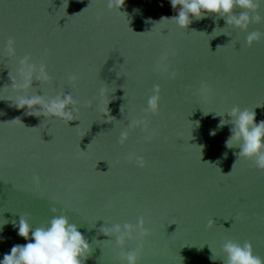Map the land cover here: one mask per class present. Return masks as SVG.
<instances>
[{"label": "water", "instance_id": "95a60500", "mask_svg": "<svg viewBox=\"0 0 264 264\" xmlns=\"http://www.w3.org/2000/svg\"><path fill=\"white\" fill-rule=\"evenodd\" d=\"M106 5L0 0V260L14 245L30 242L18 235L19 216L27 214L36 227L53 207L94 241L85 264H116L114 238L99 229L135 224L141 216L151 235L141 241L134 234L125 245L143 243L141 264H223L211 257H219L229 239L249 241L264 259V171L226 147L231 125L217 130L216 115L239 106L254 110L256 123L264 120V38L245 45L248 32L264 33V22L242 32L207 15L180 29L162 20L178 13L170 0H125L119 11ZM259 14L264 17V0ZM10 37L13 59L3 52ZM164 53L175 80L154 71ZM26 55L43 62L51 80H33L26 94L16 93L11 77ZM202 80L212 88L206 95L196 91ZM156 84L159 114L145 117ZM60 93L78 102L76 120L67 124L14 104L18 95ZM140 118L149 121L147 130L129 129L121 146L120 133ZM130 153L146 166L129 162Z\"/></svg>", "mask_w": 264, "mask_h": 264}, {"label": "clouds", "instance_id": "9594fccd", "mask_svg": "<svg viewBox=\"0 0 264 264\" xmlns=\"http://www.w3.org/2000/svg\"><path fill=\"white\" fill-rule=\"evenodd\" d=\"M125 0H107L108 11H119L124 5ZM261 0H170L172 9H179L178 13L171 18H162L170 20L180 29H187L193 20H201L207 15H214L217 19L223 18L226 26L239 29L242 32H248L250 24H260L264 22V17L259 14ZM239 10V11H237ZM97 21L101 17L97 16ZM220 34H225L223 28H220ZM216 30H214L215 32ZM264 38V33L260 31H251L245 37V45L251 47L254 42H259ZM5 58L13 59L16 56L15 40L8 38L3 49ZM47 55V51H45ZM175 55V53H172ZM168 58V53H164L154 66V71L163 70L167 73L169 80H175L177 73L169 71L164 65ZM30 56H24L19 59L16 76L11 77V89L16 93H27L31 88L33 80L47 84L51 77L46 71V65L43 62L32 63ZM19 77V80L17 79ZM75 75H70L68 81L74 83ZM201 95H206L212 91L211 86L206 81H201L196 90ZM100 94H104V88L100 89ZM160 86L153 85L151 95L147 98L146 107L143 109L145 117L151 114H159ZM15 107L18 109H27V114L39 117L43 115L46 118H56L66 124L76 120V113L79 108L78 102L71 94L60 93L54 97L45 98L39 95H18L14 100ZM91 102L86 107H91ZM105 111H108L106 108ZM227 114L230 120L223 119ZM221 117L217 130L224 125L230 124L231 135L225 141L227 148H238V159L250 161L257 170L264 171V120L255 122L256 112L248 108L241 109L239 106H233L226 113L216 114ZM149 121L146 118L132 119L126 130L120 133L118 143L123 146L129 136V129L139 128L146 131ZM217 130L210 132L215 135ZM150 140L151 136L145 137ZM225 157L227 153L224 154ZM126 159L140 168L146 166V161L141 156L129 154ZM229 174V173H228ZM32 183L39 188L40 178L33 175ZM53 215L46 222L33 227L25 218L27 214L19 216L18 235L26 241L24 245H14L10 253L5 254L0 264H85L93 252L92 244L78 230L81 226L70 221L68 215L63 211H58L55 207L51 208ZM16 222L13 221V224ZM213 220L208 221V227H211ZM145 221L141 216L135 224L124 223L114 224L110 227L105 226L99 229L105 236L113 237L115 248L113 255L116 258V264H141L143 243H138L133 249H125L127 241L134 239V234L143 241L151 235V232L144 227ZM221 259L223 264H264V259L253 254L252 244L245 240L240 243L229 239L224 242L220 248V256L212 255L211 259Z\"/></svg>", "mask_w": 264, "mask_h": 264}]
</instances>
